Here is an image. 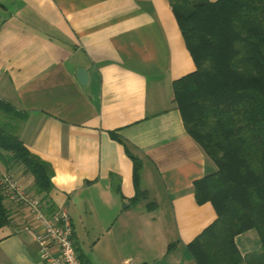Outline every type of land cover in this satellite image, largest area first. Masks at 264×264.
<instances>
[{
    "label": "crops",
    "instance_id": "1",
    "mask_svg": "<svg viewBox=\"0 0 264 264\" xmlns=\"http://www.w3.org/2000/svg\"><path fill=\"white\" fill-rule=\"evenodd\" d=\"M195 69L169 0H0V98L27 115L19 138L53 169L44 207L68 210L83 264H195L187 246L217 219L193 192L216 167L174 102ZM8 206L0 264H44L28 210ZM235 241L260 250L254 231Z\"/></svg>",
    "mask_w": 264,
    "mask_h": 264
},
{
    "label": "trees",
    "instance_id": "2",
    "mask_svg": "<svg viewBox=\"0 0 264 264\" xmlns=\"http://www.w3.org/2000/svg\"><path fill=\"white\" fill-rule=\"evenodd\" d=\"M169 3L196 68L174 82V102L186 132L216 167L194 182L193 192L198 205L213 206L217 219L188 251L195 264H264V0ZM26 119L25 112L0 98V166L6 171L0 172V230L11 225L4 175L29 176L32 198L41 203L52 188L51 165L19 138ZM140 174L134 159L133 205L148 197ZM155 207L150 202L147 210ZM251 231L260 250L242 256L235 240Z\"/></svg>",
    "mask_w": 264,
    "mask_h": 264
},
{
    "label": "built area",
    "instance_id": "3",
    "mask_svg": "<svg viewBox=\"0 0 264 264\" xmlns=\"http://www.w3.org/2000/svg\"><path fill=\"white\" fill-rule=\"evenodd\" d=\"M3 194L16 206L28 210L33 226H25L39 248L44 264H83L73 244V229L68 210L60 209L51 213L44 204L32 198L18 182L4 175L1 180ZM122 264H133L126 261Z\"/></svg>",
    "mask_w": 264,
    "mask_h": 264
},
{
    "label": "rangeland",
    "instance_id": "4",
    "mask_svg": "<svg viewBox=\"0 0 264 264\" xmlns=\"http://www.w3.org/2000/svg\"><path fill=\"white\" fill-rule=\"evenodd\" d=\"M0 170L1 174H6V171L2 166H0ZM13 177L18 182V184L23 187L26 192H28V188L31 186L29 179L30 177L24 176L20 171L13 174Z\"/></svg>",
    "mask_w": 264,
    "mask_h": 264
},
{
    "label": "water",
    "instance_id": "5",
    "mask_svg": "<svg viewBox=\"0 0 264 264\" xmlns=\"http://www.w3.org/2000/svg\"><path fill=\"white\" fill-rule=\"evenodd\" d=\"M76 78L78 83L82 86L85 87L88 84L89 77L87 72L84 69H78L76 72Z\"/></svg>",
    "mask_w": 264,
    "mask_h": 264
}]
</instances>
